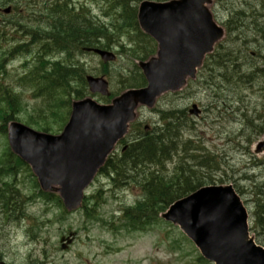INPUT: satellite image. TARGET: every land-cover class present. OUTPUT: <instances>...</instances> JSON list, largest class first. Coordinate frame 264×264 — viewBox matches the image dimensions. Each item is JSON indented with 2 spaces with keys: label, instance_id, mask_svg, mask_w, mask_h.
<instances>
[{
  "label": "rangeland",
  "instance_id": "1",
  "mask_svg": "<svg viewBox=\"0 0 264 264\" xmlns=\"http://www.w3.org/2000/svg\"><path fill=\"white\" fill-rule=\"evenodd\" d=\"M43 1H23L9 15L0 10V55L8 49L6 46L12 43L18 30L25 27L35 29L39 25L46 28L47 24L39 21L43 18L40 11L47 12ZM103 3L102 0L95 1L102 9ZM211 8L220 24L231 22V35L224 42L230 41L220 54L225 58L226 65L222 62L223 58H212L201 77L199 74L200 79L198 77L190 83L182 94L164 96L155 112L141 109L139 119L152 129L159 125V110L173 107L183 110L193 103L198 104L203 113L193 117L194 124L188 123L192 128L188 127L190 130L183 136L184 139H194L210 154L197 157L198 153L188 145L185 154L188 159L197 157L206 160L203 167L192 166L189 171L192 175H205L207 179L212 176L216 184L223 181L224 184L238 185L251 214L257 197L264 202V148L258 145L264 140V134L259 135L258 132L260 126L264 128V97L260 86L244 87L238 78L248 76V81L252 83H256V79L264 81V75L256 73L258 66H264V0H214ZM104 11L113 16L116 14V9L109 8V5ZM2 25L7 26L9 34L2 35L5 31ZM99 30L100 34L104 31ZM122 32L127 33V28ZM81 56L86 57L95 73H99V57L90 53ZM219 61L220 66L216 64ZM132 62L128 57H120L111 70H115L114 74L116 71L126 72ZM22 63L23 58L12 61L9 66L12 78L21 72ZM232 65L242 66L236 72ZM203 75L207 83H203ZM238 82L244 93L237 90ZM114 88H120L116 81L112 84V90ZM30 95L27 92L25 96L33 106L35 102ZM129 139H132L131 136ZM4 143V138L0 137V151L4 150ZM258 148L261 151L257 152ZM174 167L175 164L169 165L168 171L172 172ZM32 174L31 170H24L17 176L16 185L23 195H12L16 199L9 196L7 202L0 200V256L8 264H213L205 259L199 261L200 253L193 242L178 225L163 218L144 231L115 228L123 223L115 216L127 205L134 204L142 194L138 187L143 176L141 170L139 173L128 170L124 175L125 181L133 184L129 188L115 189L107 178H100L94 189L107 185L103 197L106 201H99L92 218L82 211L66 215L56 204L48 209L42 199H33L38 193L35 187L38 183ZM24 195L32 198L27 207L24 203L21 207L20 199L24 200ZM14 208L19 210L14 211ZM24 209L26 215H22ZM259 209H264L262 202ZM252 223L250 221V225ZM70 231L77 232V238L67 249H61L60 238ZM253 233L264 245L263 229L258 227Z\"/></svg>",
  "mask_w": 264,
  "mask_h": 264
},
{
  "label": "water",
  "instance_id": "2",
  "mask_svg": "<svg viewBox=\"0 0 264 264\" xmlns=\"http://www.w3.org/2000/svg\"><path fill=\"white\" fill-rule=\"evenodd\" d=\"M211 2L142 4L139 19L159 42V56L143 64L148 88L127 92L119 108L107 110L90 99L77 102L60 136L11 123L9 139L14 151L31 164L45 190L58 187L56 191L69 209L81 204L84 188L134 117L133 109L139 103L152 106L163 92L182 87L188 76H195L214 43L223 38L224 29L214 21L207 5ZM97 52L104 59L114 58L110 53ZM88 80L93 91L107 93L104 80ZM163 216L180 224L216 264H264V247L249 237L248 213L232 186L202 188L172 205Z\"/></svg>",
  "mask_w": 264,
  "mask_h": 264
},
{
  "label": "trees",
  "instance_id": "3",
  "mask_svg": "<svg viewBox=\"0 0 264 264\" xmlns=\"http://www.w3.org/2000/svg\"><path fill=\"white\" fill-rule=\"evenodd\" d=\"M2 1H0V4ZM67 18H72V11L64 12ZM50 18H53V14L47 13ZM134 20H136V12H134ZM55 22L53 27H58L57 19H53ZM63 26L64 31H60L61 33H66V39H73L77 43H89L93 44L94 34H90L88 32V28L81 25H76V23L72 22H59ZM71 23L73 24V32H66L67 30H71ZM66 28V29H65ZM92 29V28H91ZM96 29V28H94ZM99 29V27L97 28ZM94 32V30H92ZM92 32V33H93ZM100 34V30L97 31ZM104 31L101 32V34ZM88 34H90V39H88ZM39 60L42 65L39 66ZM47 62L42 61L41 59H37L36 65L30 69L28 74L22 78V81L27 85H30L35 92L40 91L44 97V113L41 112L40 109L37 108V105L34 107L32 113L27 111L25 103L23 102V98L20 95H17L13 87L8 86L5 82L0 78V135H3L7 132V125L11 120L22 118L28 124L36 126L38 129H43L45 131H55L54 125L51 123L52 121H47L49 117V112L51 115L56 116L54 119L55 123L59 124L61 122H66L68 119V104L65 101L56 102L59 100H52L51 93L57 91V79L58 76H53L51 79V75L53 71H49L46 68ZM3 68V67H1ZM60 75H75V72L68 66L62 67L60 69ZM139 78L137 75L133 76V82L137 81ZM82 83L84 84V78L81 77ZM49 86V87H48ZM50 89V90H49ZM191 143V142H190ZM136 145V146H135ZM132 148L134 152L131 153V150L125 153L123 158V162H126V159L134 160L135 162H143L145 160H149L148 162L154 163L156 161H162L165 157L168 156V145L172 148H177L179 143L177 140L171 137H167L162 134H152L146 136L144 139L135 143ZM169 146V147H170ZM6 157V158H5ZM162 158V159H159ZM5 160V162H4ZM160 162V163H161ZM140 164V163H137ZM28 166L21 161L17 156L13 155L9 149L1 156L0 158V175L10 176V179L4 182L5 189H2L0 194V199L6 201L8 196L7 189L10 190L13 195L14 192L18 193V189L15 183V177L22 169H27ZM108 168H115L117 172H121L122 166L121 162L117 161V166L114 162L110 161ZM5 172V173H3ZM184 172L181 170L179 175H182ZM151 179H148L143 186L146 190V198L145 201L139 202L134 208L127 209L125 211V217L128 218L130 224L134 228L143 227L147 224H151L156 221L158 214L165 210L171 203H173L176 199L181 198L187 194L188 191L194 189V183L188 182L184 177H180V182H178L175 178L170 177L169 180H165V176L153 174ZM153 178V179H152ZM4 179H0L3 181ZM196 183H198L196 181ZM182 184V186H181ZM195 186H198L197 184ZM40 196L44 199L56 200L54 195L52 194H44L40 192ZM58 200V199H57ZM261 201H257L254 215L257 218V223L263 226L264 228V209L260 210Z\"/></svg>",
  "mask_w": 264,
  "mask_h": 264
}]
</instances>
